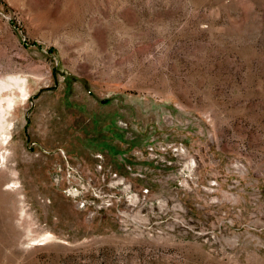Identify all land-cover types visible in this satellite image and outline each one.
Listing matches in <instances>:
<instances>
[{
  "label": "rangeland",
  "instance_id": "1",
  "mask_svg": "<svg viewBox=\"0 0 264 264\" xmlns=\"http://www.w3.org/2000/svg\"><path fill=\"white\" fill-rule=\"evenodd\" d=\"M8 74L0 264H264V0H0Z\"/></svg>",
  "mask_w": 264,
  "mask_h": 264
},
{
  "label": "bare ground",
  "instance_id": "2",
  "mask_svg": "<svg viewBox=\"0 0 264 264\" xmlns=\"http://www.w3.org/2000/svg\"><path fill=\"white\" fill-rule=\"evenodd\" d=\"M29 96L30 88L27 77L13 74L0 76V149L8 143L11 136L13 123L10 117L12 111L18 103L26 100ZM6 157L7 154L0 151L2 162L6 161ZM6 185L5 188H9ZM53 236L52 233L47 232L41 240H47Z\"/></svg>",
  "mask_w": 264,
  "mask_h": 264
},
{
  "label": "built area",
  "instance_id": "3",
  "mask_svg": "<svg viewBox=\"0 0 264 264\" xmlns=\"http://www.w3.org/2000/svg\"><path fill=\"white\" fill-rule=\"evenodd\" d=\"M70 172H72L73 174H70ZM68 174H69V177L76 176V171L74 169H70Z\"/></svg>",
  "mask_w": 264,
  "mask_h": 264
}]
</instances>
